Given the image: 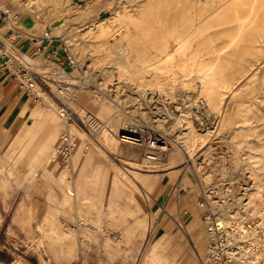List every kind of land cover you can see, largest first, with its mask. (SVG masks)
I'll list each match as a JSON object with an SVG mask.
<instances>
[{
    "label": "rangeland",
    "instance_id": "374dc122",
    "mask_svg": "<svg viewBox=\"0 0 264 264\" xmlns=\"http://www.w3.org/2000/svg\"><path fill=\"white\" fill-rule=\"evenodd\" d=\"M28 1L0 7L19 14L29 34L64 21L61 38L46 46L63 45L76 66L64 50L34 56L43 98L22 92L29 110L54 113L51 146L42 147L41 124L21 141L17 127L0 142V264H149L156 244L168 264H264V24L243 22L253 0ZM212 10L208 22L193 21ZM101 22L108 34L91 35ZM179 35L185 50L170 63L164 47L175 52ZM88 115L99 132L84 126ZM65 131L71 149L62 157ZM127 133L141 142L124 141ZM215 220L253 233L213 238ZM57 228L74 234L71 255L48 237Z\"/></svg>",
    "mask_w": 264,
    "mask_h": 264
},
{
    "label": "crops",
    "instance_id": "0c3cea01",
    "mask_svg": "<svg viewBox=\"0 0 264 264\" xmlns=\"http://www.w3.org/2000/svg\"><path fill=\"white\" fill-rule=\"evenodd\" d=\"M0 30L3 33L6 32V30H4V24L1 21ZM46 30L47 29H45L43 33H38L37 35L26 32L29 36H25L19 40V47L30 54H34L40 48V57H45L47 60L56 58L58 53L62 52L63 45H61L60 48L57 46L52 47L51 45L46 46V44L54 42V40H45L44 34ZM36 117H39L40 121L35 122L34 118L36 119ZM54 118L53 112H43L37 109L29 110L22 97V91L19 90L17 81L12 79L6 71L0 70V142L3 140L7 141V139L13 135L12 133L15 128H19V126L21 129L18 131L19 133L17 135H14L13 139L14 142L21 141L26 135L28 136L33 133L36 127L41 124L44 126L48 125V128L46 127L48 135L42 140V147L44 149L49 148L54 140V135L52 136V130L54 129L50 128L49 125L52 126L50 123ZM21 119H23V121H21ZM50 164H52L51 161ZM72 201L73 199L70 201V204ZM15 222H17L16 219ZM171 222L176 224L177 220L172 219ZM129 235L131 236V233H129ZM48 237L55 242L64 244L67 254L71 255L75 251V238L73 233H65L57 228L49 231ZM148 240L149 236L146 235V243ZM66 245L69 246L66 247ZM157 245L159 244L154 245L150 249V255L148 256L149 264H168L164 262L159 255Z\"/></svg>",
    "mask_w": 264,
    "mask_h": 264
},
{
    "label": "built area",
    "instance_id": "2783aa9c",
    "mask_svg": "<svg viewBox=\"0 0 264 264\" xmlns=\"http://www.w3.org/2000/svg\"><path fill=\"white\" fill-rule=\"evenodd\" d=\"M19 20V14L9 8L0 7V21L4 24V30H6L5 33L0 30V70L6 71L12 79L17 81L20 91L28 93L36 101H41L43 95L39 89V80L33 68V58L40 54L41 49L39 48L34 54H30L19 47V40L29 36L20 28ZM44 38L45 40H53L49 29L45 31ZM63 50L66 52L65 61L67 65L75 67L76 62L69 51L66 47ZM64 65L65 62H61L59 67L62 68ZM42 77L44 80H50L45 74ZM60 114L70 127L68 111L62 108ZM83 122L87 130L93 133L99 132L103 127L100 120L93 115L86 116ZM70 149L71 136L68 131H65L61 136V143L57 148V153L62 157H67Z\"/></svg>",
    "mask_w": 264,
    "mask_h": 264
},
{
    "label": "bare ground",
    "instance_id": "6f19581e",
    "mask_svg": "<svg viewBox=\"0 0 264 264\" xmlns=\"http://www.w3.org/2000/svg\"><path fill=\"white\" fill-rule=\"evenodd\" d=\"M196 1V3L197 2H200V1H202V0H195ZM241 0H225L224 2H223V5H222V7L223 6H228L229 4H232V3H235V2H240ZM36 2V1H35ZM35 2L34 1H32V0H29L28 1V3H27V6H28V8H33L34 7V5H35ZM205 2L207 3V2H211L210 0H205ZM252 5V11H251V15L249 16V18H247V19H245V20H243V22H247V23H249L250 21H255L256 20V18H259L260 17V19H261V22H263V24H264V0H253V3L251 4ZM215 12H216V10H212L210 13H208V14H204V13H201L200 14V16L199 17H196V18H193L194 20L193 21H195V20H197L198 18L200 19V23L199 24H203V23H206V22H208V20L210 19V18H212L213 17V15L215 14ZM110 19V17L109 18H107V19H105V20H109ZM105 20H103V21H105ZM253 21V22H254ZM110 24V23H109ZM250 24V23H249ZM198 25V24H197ZM196 25V26H197ZM200 25V26H201ZM196 26H194V29H196L197 27ZM193 28V27H192ZM108 34V28H107V24H105V23H102L101 22V24H99L98 26H95L94 27V31L91 33V35H96L98 38H101V37H104V36H106ZM57 39H59V38H61V35L59 34L58 35V37H56ZM64 38V37H63ZM180 38H181V36L179 35V36H177V40H178V42H177V47H176V50H175V52H169L168 51V46H165L164 47V52L166 53V56L168 57V62H174L175 61V57L177 56V55H181V54H183V52H184V50H185V48H184V45H182V42L183 41H181L180 40ZM190 39V38H189ZM188 42V41H187ZM99 45H100V43H99ZM102 45H103V47L104 46H106V50H109L110 48H111V45H110V43L109 42H107V43H105V44H103L102 43ZM108 45H110L109 47H108ZM196 46V45H195ZM124 51H126L127 53H131L132 52V48H131V45L130 44H128L126 47H124V49H123ZM167 50V51H166ZM161 51V50H160ZM120 53V52H119ZM166 57V58H167ZM229 63V62H228ZM151 66V65H150ZM180 66L183 68V70H185V72H186V75H188V74H191L192 73V69H191V66H188V64H187V62L186 61H183L182 62V64H180ZM172 66H168L167 67V69H169L170 71H173L172 70ZM181 68V69H182ZM211 71V70H210ZM252 74V73H251ZM195 76V75H194ZM192 78V77H191ZM195 78V77H194ZM199 79V78H198ZM123 83V82H122ZM206 86H205V84L203 83V88H205ZM209 89V88H208ZM204 92H205V90H204ZM202 93V92H201ZM207 95V94H206ZM185 98V97H184ZM209 100V99H208ZM165 112V111H164ZM182 116V115H181ZM21 129V127L19 126V130ZM18 130V131H19ZM192 130V129H191ZM17 131V134L19 133ZM192 132V131H191ZM190 133V132H189ZM16 134V135H17ZM194 135V134H193ZM187 136V135H186ZM107 137V136H106ZM204 139V138H203ZM76 140V139H75ZM123 140L124 141H127V142H131V143H135V142H141V140H139L137 137H136V135L135 134H131V133H127V134H125V135H123ZM186 140V139H185ZM154 143V142H153ZM185 143V146H186V150H187V154L191 157V158H193L194 159V154H195V148H196V146H195V138L192 136V133H190L189 135H188V139L184 142ZM75 148H76V143L74 144V148H73V150H75ZM245 150V149H244ZM254 198V197H253ZM251 199V198H250ZM252 200V199H251ZM250 204V203H249ZM252 205V204H251ZM250 206V205H249ZM248 207V206H247ZM26 211V209H22V212H25ZM248 212H250V216H254V212H251L250 210H248ZM261 217H264V213L262 212L261 214ZM241 225V224H240ZM236 226V224H234L233 222H232V220H228V221H226V223H224V222H218L217 220H215L214 221V223H213V231H212V237L213 238H217V237H219V234L221 233V232H226L227 234H228V236H230V237H234V238H237V236H239V239H245L246 237H249V236H251L252 235V233H253V231H252V233H250L249 232V230H247V228H245V227H243V226ZM250 231H251V229H250ZM257 237V236H256ZM66 244V243H65ZM257 244L259 245V247H261L262 245H260V243H259V241L257 240ZM69 246V245H68ZM67 245H66V247H68ZM212 247V245L210 246V248ZM264 246H262L261 247V249L263 250L264 248H263ZM246 251V250H245ZM246 252H248V250L246 251ZM233 254V253H232ZM256 258V257H255ZM258 258V257H257ZM239 258H236V261L234 262L235 264H245V263H248V260H245V262H242L241 260H242V258H240L239 260H238Z\"/></svg>",
    "mask_w": 264,
    "mask_h": 264
},
{
    "label": "water",
    "instance_id": "95a60500",
    "mask_svg": "<svg viewBox=\"0 0 264 264\" xmlns=\"http://www.w3.org/2000/svg\"><path fill=\"white\" fill-rule=\"evenodd\" d=\"M65 29L64 21L60 20L51 25L50 31H51V37L53 39H57L58 35L63 32Z\"/></svg>",
    "mask_w": 264,
    "mask_h": 264
}]
</instances>
